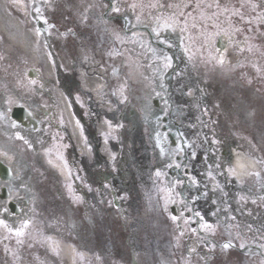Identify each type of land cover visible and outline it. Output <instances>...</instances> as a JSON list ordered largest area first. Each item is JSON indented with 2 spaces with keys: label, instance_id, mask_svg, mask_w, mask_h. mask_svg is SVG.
I'll use <instances>...</instances> for the list:
<instances>
[{
  "label": "flooded vegetation",
  "instance_id": "af4514ba",
  "mask_svg": "<svg viewBox=\"0 0 264 264\" xmlns=\"http://www.w3.org/2000/svg\"><path fill=\"white\" fill-rule=\"evenodd\" d=\"M1 1L9 14L17 11L16 0ZM133 1L146 6L135 0L50 1L76 20L61 34L55 80L79 142L53 94L56 86L47 80L51 94L37 93L41 80L21 69L17 49L0 28V142L27 141L23 174L38 209L59 216L57 233L76 246V264H220L226 243L239 245L241 264L264 262V177L241 186L227 175L232 129L215 104L216 98L226 102V94L200 86L171 50L170 75L150 89V105L136 104L138 92L148 87L132 86V21L158 14L140 9L133 18ZM158 4L188 6L187 19L212 28L225 22L217 38L228 31L251 40L255 65L260 59L264 65L259 26L239 9V0L150 5ZM97 68L101 84L93 95L83 75ZM257 74L261 79L264 72ZM17 107L31 112L29 126L13 120ZM41 226L42 234L52 228ZM37 230L32 227L33 237ZM4 235V241L11 236Z\"/></svg>",
  "mask_w": 264,
  "mask_h": 264
},
{
  "label": "rangeland",
  "instance_id": "374dc122",
  "mask_svg": "<svg viewBox=\"0 0 264 264\" xmlns=\"http://www.w3.org/2000/svg\"><path fill=\"white\" fill-rule=\"evenodd\" d=\"M20 1L23 4L24 12L29 13V15H27V22H29V25L33 23V17H39L43 22L48 24V28L51 29L49 32L43 33L41 38H36V58L33 61L35 69L40 73L41 76L42 62L44 61L45 56L48 55L46 44L51 43L52 40H54V37H58L57 34L52 33V28L53 26L54 29L56 26L60 28L63 25L64 20L62 17H64L67 12L64 10L65 6L51 3V0ZM165 7L167 9L166 13L170 14L169 17H165L162 20L136 22L135 24L148 25L152 28V30L155 28L157 30L155 33H161L165 30L175 32L179 36L177 40L179 42L180 48L182 49V56L187 61L190 70L195 74L198 82L206 85L208 84L214 93L220 92V94H229V99L231 100L230 107L233 110V114L235 115V120H237V125H239L240 118L243 121V129L245 128L247 132L253 131L257 133V139L259 143L264 145V77L260 80H257L256 76L253 75L254 73L252 70L251 60H248L249 65L245 67L246 69H239L238 66L235 67V71L233 70L234 73L230 71L229 65L231 64L226 65L224 63V61H227L225 56L228 52H230V48L222 52L216 51L214 47L216 39L212 37L199 36L197 30L200 28L196 26V23L182 18L185 12L182 13L179 18H177L176 12L179 10V7ZM135 8L144 10L147 15L151 12L156 13L157 11L155 6H135L133 7V10ZM244 9L247 11L249 10L248 7H244ZM260 10L261 13H263L260 15V19H264V4L261 5ZM164 14L165 11H162L161 15L163 17ZM166 24H171V27H167ZM141 34L143 37H138L135 35L132 37V82L139 85H142L143 82L156 83V80L163 78L166 69L164 66V57L169 56L164 50L151 48L146 36L143 33ZM223 40L227 42L230 41V44L235 42L237 45H239V48L237 49H239V53H241L240 47L243 42L241 37L224 38ZM162 42L164 44L167 43L165 39H162ZM231 46L233 45L231 44ZM23 57L28 58L30 62L32 61L22 50H20L21 62H23ZM230 72H232V74ZM159 83H161V81ZM39 89L41 88L39 87ZM149 90L150 89L142 93V95L146 98L145 100H150L151 98V92H149ZM137 103H141V101H137ZM245 103H250V105H245ZM252 103L255 104L254 107L252 106ZM241 104H243L242 108ZM239 108L245 112L243 115L244 119L242 116L239 117ZM11 145L7 141H1L0 159L9 162L14 170L13 182L10 183V186H12L13 189L12 191H15L14 187L17 186L18 183L19 186H25L24 189L21 190L22 195L14 193L13 197L17 199L20 204H22L23 200H26V205L22 206V211L19 216L9 215L8 218L0 216V221H3L4 225L9 224V227H11V232L14 234L15 238L13 241L15 253L0 245V264H19V262L16 263L18 261L17 255L23 256L22 249L28 248V229H31L32 227L40 228L39 225L43 222H47V225L52 227V232L58 231L59 229V225H57V221H59L58 216L55 218L51 213L50 217L47 218L48 214H46L44 211H35V209L39 208L37 198L32 195L30 185L29 187L27 186L28 184L26 178L21 173V171H23L21 164L23 161V153L26 151V143L20 144L19 146L13 145L15 147H12ZM18 150L22 152L21 155L18 153ZM2 212H4V203L0 200V214ZM25 224L26 226L22 228L23 235L17 236V230H21V226ZM1 228L3 230L5 229L3 226ZM37 236L41 248L45 249V246L48 245L44 251L48 258L46 262L50 259H55L51 251L58 253L60 252L58 251V246L57 248L54 247V242L58 241L59 243L62 240L59 237H52L49 239V233H38ZM4 250H7V252H4ZM74 253L75 251L73 249L72 254ZM220 263L239 264V255H237L235 251H231L228 253L227 261H222Z\"/></svg>",
  "mask_w": 264,
  "mask_h": 264
},
{
  "label": "bare ground",
  "instance_id": "6f19581e",
  "mask_svg": "<svg viewBox=\"0 0 264 264\" xmlns=\"http://www.w3.org/2000/svg\"><path fill=\"white\" fill-rule=\"evenodd\" d=\"M0 28L3 33V36L10 44L18 46L20 50H22L28 57L32 59L36 58V52H35L36 33L32 31L29 25L25 22V18L22 17L21 13L17 14L15 17V15L6 12L4 8V4L1 0H0ZM79 53L80 55H83L82 51H80ZM42 66L44 71L50 75L51 65L49 64L46 58ZM91 71L92 72L83 75V85L85 88L90 89L94 93V95H96V88H98V86H100L101 84L99 79V69L98 68L92 69ZM55 95L59 104H61V106L64 108L66 106L64 97L59 92H56ZM66 117L71 127V131L75 142H79L78 133L72 124L71 116L67 110H66ZM62 250L64 253L69 254L68 248L63 247Z\"/></svg>",
  "mask_w": 264,
  "mask_h": 264
},
{
  "label": "snow or ice",
  "instance_id": "6c2138e0",
  "mask_svg": "<svg viewBox=\"0 0 264 264\" xmlns=\"http://www.w3.org/2000/svg\"><path fill=\"white\" fill-rule=\"evenodd\" d=\"M133 7H135V6H133ZM161 7H163V5H161ZM113 11H119V9L114 7V8H113ZM166 26H167V27H171V24H166ZM153 31L155 32V31H157V30L154 28ZM157 34L159 35L158 32H157ZM164 59H165V65H164V66H165L166 68H167V67H170V66H171V58L165 56ZM221 62H222V61H221ZM177 167H179V165H177ZM161 174H162V173H160V172H157V173H156L157 176H160ZM197 215H199V213H197ZM172 219L175 220L176 217L173 216ZM0 223H3V221H0ZM25 226H26V224L21 226V230H17V233H16L17 236H21V235H23L22 228L25 227ZM222 247H223L224 250H227V249L233 247V245H232L231 243H226V244H224ZM240 248H241V249L245 248V245L242 243V244L240 245Z\"/></svg>",
  "mask_w": 264,
  "mask_h": 264
},
{
  "label": "water",
  "instance_id": "95a60500",
  "mask_svg": "<svg viewBox=\"0 0 264 264\" xmlns=\"http://www.w3.org/2000/svg\"><path fill=\"white\" fill-rule=\"evenodd\" d=\"M8 173H9V170L8 169L2 170V178L3 179H6L8 177Z\"/></svg>",
  "mask_w": 264,
  "mask_h": 264
}]
</instances>
